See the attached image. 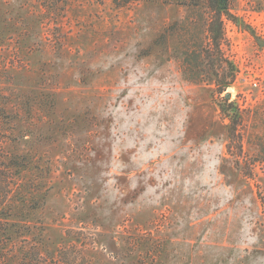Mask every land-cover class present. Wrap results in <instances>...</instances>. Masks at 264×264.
<instances>
[{
	"label": "rangeland",
	"instance_id": "374dc122",
	"mask_svg": "<svg viewBox=\"0 0 264 264\" xmlns=\"http://www.w3.org/2000/svg\"><path fill=\"white\" fill-rule=\"evenodd\" d=\"M230 2L235 79L218 94L188 72L208 44L201 5L0 0V141L49 172L43 248L69 264H264V0Z\"/></svg>",
	"mask_w": 264,
	"mask_h": 264
},
{
	"label": "trees",
	"instance_id": "16d2710c",
	"mask_svg": "<svg viewBox=\"0 0 264 264\" xmlns=\"http://www.w3.org/2000/svg\"><path fill=\"white\" fill-rule=\"evenodd\" d=\"M110 1L120 8L137 0ZM188 3L201 5L207 12L208 37V44L200 48L201 53L198 56L200 63L196 58L193 59L188 72L194 73L193 71L197 70V73L205 77L210 72L217 93L222 94L235 79V70L222 53L223 28L227 22L236 26L241 24L231 12L230 0H203L201 4H196V0H188ZM244 30L256 40L259 39L249 28ZM172 31V26L164 28L154 44L158 45L160 43L158 41L164 40ZM188 78L195 79L193 75ZM219 107L223 118L228 120V152L234 145L241 148L236 135L239 115L235 104L225 100ZM1 143L2 140L0 141V264H69L72 259L67 251L54 252L43 248L44 230L40 222L34 218L35 211L45 202L48 188H44V183L49 172L46 169L44 171V168L29 154L6 151ZM45 253L48 257H43Z\"/></svg>",
	"mask_w": 264,
	"mask_h": 264
},
{
	"label": "water",
	"instance_id": "95a60500",
	"mask_svg": "<svg viewBox=\"0 0 264 264\" xmlns=\"http://www.w3.org/2000/svg\"><path fill=\"white\" fill-rule=\"evenodd\" d=\"M224 97H225V100H228L230 98V93H225Z\"/></svg>",
	"mask_w": 264,
	"mask_h": 264
}]
</instances>
